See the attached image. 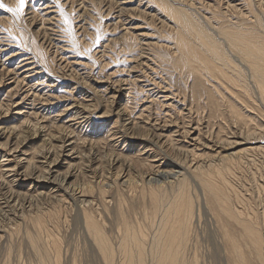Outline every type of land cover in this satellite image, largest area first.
<instances>
[{
	"label": "rangeland",
	"instance_id": "374dc122",
	"mask_svg": "<svg viewBox=\"0 0 264 264\" xmlns=\"http://www.w3.org/2000/svg\"><path fill=\"white\" fill-rule=\"evenodd\" d=\"M168 1L178 5L182 0ZM248 1L186 0L204 12L214 13L218 20L222 15L232 21L240 10L249 13ZM252 1L257 4V0ZM0 2L11 8L18 6V0ZM159 5L158 0H26L19 17L0 8V264H51L50 256H44L46 261L42 262L31 249L27 233L34 234L35 230L26 225L29 221L25 223L23 217L36 214V208L60 206L57 199L65 195L69 199L66 191L71 183L98 181L100 177L93 179V173L101 175L103 181L108 176L105 181H110L123 167L122 174L117 176L121 182L126 178L125 165L130 163V158H133L130 173L133 178H158L156 172H184L181 167L192 162L201 164V170L219 167L235 192L256 210L264 239V149L248 153L246 156L250 159L241 157L240 168L232 167L234 163L230 161L236 158L229 154L241 145L230 143L238 138L230 129L229 114L225 119L214 117L210 101L214 92H204L212 83L205 88L195 87L192 76L172 66L167 57L172 55L170 50L144 44L163 39L162 34L170 37L173 33L160 27L158 21L166 20L163 14L169 18L171 15ZM129 32L138 37H132ZM146 36L148 41L140 42V37ZM111 87L121 90L112 97ZM35 123L40 137H30L10 151L2 146L4 135L10 130L23 131ZM131 124L137 125L135 129H125ZM49 131L54 137L65 132L71 136L69 142L62 143L63 147L55 139L52 143L60 149H57L58 161L50 164L52 172L48 177L51 180L63 177L65 185L60 188L50 180L33 179L38 174L36 169L46 167L55 155L42 158L36 154L44 144L43 135L47 138ZM141 132L146 135L159 132L163 137L160 141L146 140L145 134L140 136ZM77 136L81 141L72 145L70 140ZM260 136L249 145L264 146L263 132ZM83 139L96 143L90 154L79 153ZM187 149L193 150L194 155L189 156ZM113 159L117 162L112 165ZM30 160L38 167H33L36 173L26 178L23 172ZM195 179L188 176L195 209L199 207L193 223L195 233L190 255L198 258V264H215L214 247L223 243L219 211ZM138 190L124 196L135 217L142 222L145 201ZM95 198L108 224L111 212H106L103 199L97 194ZM105 198L106 203L112 201L107 207H112L113 196L108 193ZM230 198L236 206H242L235 195ZM65 211L58 212L59 227L54 231L63 240L60 264H70L73 253L76 264H103L94 257L84 239V228L73 226V215H70L73 213L68 210L65 219ZM44 244L43 238L41 245ZM262 249L264 253V245Z\"/></svg>",
	"mask_w": 264,
	"mask_h": 264
},
{
	"label": "bare ground",
	"instance_id": "6f19581e",
	"mask_svg": "<svg viewBox=\"0 0 264 264\" xmlns=\"http://www.w3.org/2000/svg\"><path fill=\"white\" fill-rule=\"evenodd\" d=\"M158 2L160 3L159 6L168 11L171 15L170 18L173 19L171 20L163 14L165 19L172 23L169 24L164 19L159 20L158 23H160V27H166L168 31H173V33L169 35L170 37H165L162 34L160 37L163 39L145 42L144 44L147 47L162 51L170 50L172 55L167 57L172 66L192 76L195 87L202 86L205 88L208 87L209 82L212 83V86L209 85L208 90H204V92L211 90L214 92V95H210L214 117L225 119V116L229 114L232 120L230 129L234 132V136L236 132L238 140L230 141V143L241 146L234 152L232 151L229 156L236 158V161H230L231 164L234 163L232 167L240 168L242 162L239 159L241 157L264 149V146L249 145L250 141H258L262 138L260 136L262 132L264 135V0H257V4H254L252 0L248 1L250 3L249 13L245 14L240 10V13H236L238 15L236 20L232 21L231 18H227L228 22L224 16L220 15L221 20H218L214 13L204 12L186 0H182L178 5H175L176 2L174 4L168 0H158ZM231 6L236 7L235 5ZM143 11L145 10L143 9ZM130 34L134 38L138 37L134 32ZM147 38V36L140 37L139 40L143 42ZM129 47L132 45L130 44ZM38 50L40 49L38 48ZM42 59L44 60V57ZM146 60L148 61V57ZM147 61L145 64H149ZM109 90L114 97L121 88L111 87ZM163 90L166 91V89ZM231 94L234 95V98ZM163 97L167 99V97ZM36 126L37 123L19 132L15 129L10 130L4 135L5 142L2 143V146L7 147L6 149L10 151L17 149L21 143L26 142L30 137H40L39 128ZM136 126L131 124L125 129L131 131ZM139 128L138 130L136 128L137 133H139ZM256 130L261 132L258 131L259 133H257ZM47 133V138H44L43 135L44 144L41 149L36 151V154L42 155V158H47L54 153L53 159L41 169H38L37 164L35 166L34 161L30 160L27 162L23 174L26 177L38 172L34 175L35 177L32 176L34 180L42 182L50 180V183L56 184L60 188L65 185L64 179H62L63 177L60 179L54 177L51 180L48 177L52 172L50 164L58 161L57 149H60L62 143L68 141L71 136L69 137L66 132L65 135L59 134L58 137H54L53 132ZM144 134L146 135L145 132H141L139 135ZM162 137L163 135L159 132L156 135L147 133L145 139L160 141ZM54 139L61 145L52 144ZM78 141L81 140L77 136L75 139L73 137L70 143L76 146ZM79 145L83 148L79 150V153L84 152L86 155L94 150L96 143L83 139ZM95 152L97 153L96 150ZM186 153L189 156L194 155L193 150L187 149ZM215 157H211V159H216ZM219 158L226 159L228 157L220 156ZM246 158L249 157L246 156ZM132 159L130 158V163L125 165L128 170L126 169V178L121 182L117 180V176L122 174L123 167L113 174L114 177L110 181H105L108 177L106 175H103L106 176L103 181L101 175L96 176L93 173V179L100 177L98 181H96L97 179L94 180V183L89 179L87 180L89 183H85L86 181L80 184L71 183L68 191H66L68 189L66 186L65 191L71 198L67 199L65 195V197L57 199L60 206H53L48 209L36 208V214L23 217L25 223L29 221V224L26 225L35 230L34 234L27 233V240L39 260L45 262L44 256H50L53 259L51 264H60L63 240L58 238L54 231L59 227L60 216L58 212L68 210V212L73 213L70 214L73 215V226L84 228L82 232L84 239L91 247L94 257L103 264H198V258L195 255H190L191 241L194 239L193 234L195 233H193V223L199 208L195 209L189 187L188 176H194L202 188L209 193L210 200L219 211L223 243L222 246L214 247L213 263L264 264L262 251L264 239L261 234L259 216L256 210L252 208L253 206L237 194L233 186L229 184L230 182L226 181L223 173L218 170L219 167L212 168V170H209L210 168L201 170V164L195 165V162H192L186 165L183 163L184 166L180 167L181 169L184 168V172L175 170L177 173H174L177 175L173 172H156L158 178L152 176L133 178L130 174ZM116 162L117 159H113L112 165ZM122 162H126V160ZM33 167L37 168L38 171H33ZM74 174L75 171L72 174L69 173V176ZM112 176L110 175V177ZM134 190L135 192L138 190L144 199L142 200L145 201L142 222L135 217L133 208L131 209L132 206L124 196V193L129 194ZM108 193L114 199V204L110 208L107 206L112 201L109 200L106 203L105 198ZM96 194L101 200L103 199V207H105L106 212H111L108 224L105 221L103 211H100V207L97 205ZM232 194L235 195L238 202L242 203V206L238 207L233 203L230 198ZM68 212H66L65 219ZM68 221L70 223V220ZM43 238L45 244L41 245ZM70 259V264H76L75 253Z\"/></svg>",
	"mask_w": 264,
	"mask_h": 264
},
{
	"label": "snow or ice",
	"instance_id": "6c2138e0",
	"mask_svg": "<svg viewBox=\"0 0 264 264\" xmlns=\"http://www.w3.org/2000/svg\"><path fill=\"white\" fill-rule=\"evenodd\" d=\"M26 0H18V6L15 8L7 7L0 2V8H6L8 12H11L14 16L19 17L25 7Z\"/></svg>",
	"mask_w": 264,
	"mask_h": 264
}]
</instances>
